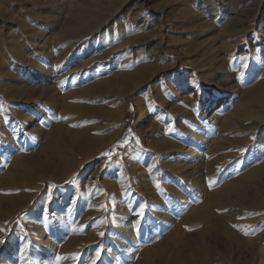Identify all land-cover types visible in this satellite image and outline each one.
Instances as JSON below:
<instances>
[{
  "label": "rangeland",
  "instance_id": "374dc122",
  "mask_svg": "<svg viewBox=\"0 0 264 264\" xmlns=\"http://www.w3.org/2000/svg\"><path fill=\"white\" fill-rule=\"evenodd\" d=\"M55 1L12 0L6 7L0 0V21L23 45L22 63L32 76L52 71L49 58L59 35L52 23L72 20L71 4L58 18ZM207 2L212 7L194 10L191 24L176 0H133L134 12L124 0H95L96 19L106 15L110 21L99 40H108L107 55L97 63L105 69L98 67L75 89H63L54 104L58 113L64 106L83 112L52 114L39 90L32 102L10 101L0 73V105L6 112L0 119V264H39L48 248L50 264H112L117 255L121 264H170L174 251L197 248V238L230 252L233 244L224 231H209L190 217L205 203L213 220H223L231 230L248 205L264 229L257 201L264 195V154L252 157L243 146H231L224 127L240 96L264 85V0ZM239 23H246L248 33L228 42L223 33ZM131 78V90L118 93ZM72 90L76 94L70 95ZM20 114L33 118L19 121ZM13 124L19 125L17 135L5 132ZM59 128H84L95 143L72 146L58 135ZM48 153L53 162L69 158L83 170L73 180L30 176V167ZM33 228L41 229L43 239L30 241ZM128 230L129 243L119 248L116 238L124 239ZM173 232L178 236L171 242ZM159 243L164 248L150 259L134 258L141 248Z\"/></svg>",
  "mask_w": 264,
  "mask_h": 264
},
{
  "label": "bare ground",
  "instance_id": "6f19581e",
  "mask_svg": "<svg viewBox=\"0 0 264 264\" xmlns=\"http://www.w3.org/2000/svg\"><path fill=\"white\" fill-rule=\"evenodd\" d=\"M11 1L12 0H3L1 4L3 5L4 3L6 7H10ZM176 1L177 4L180 5V12L187 15L188 20L191 24H194L195 22V17L193 16L194 10H206L212 7L207 4L208 0ZM132 2L133 0H124V3L126 5H129ZM55 3V14L57 15L58 13V18H62L63 16V14L61 13L66 9V7L64 8V5L70 3L72 20L69 23L65 22L64 24L60 23L58 25H55L54 21V23H52L54 25H51L52 28L59 34L58 38L54 39L53 42L54 55L49 58L50 63L53 66L52 71L49 72V74H46L47 71L40 72L35 76H32L28 72L29 70L22 63L23 56L25 55L23 52V45L21 46V44L13 36L11 26L5 24L2 20L0 21V73L5 78L6 86L10 87V91L8 94L10 101H26L28 103L32 102L33 93L39 90V100L44 99L49 101V106L52 114H61V116H66L73 114V110L77 112H83V110L80 107L73 108L64 106L62 109V113H58L54 104L59 101L58 98L63 89L68 91L71 89H75L77 85L86 82L89 76H92L94 73L96 74L98 72V67H101V65H97V63H99L102 58H105L107 55H104L103 53V43L108 41L106 40L99 42V40H103V37L106 36V32L104 31V29L110 21L109 16L106 15V17L104 16V18L102 17V19H96L95 7L97 5L94 4L95 0H56ZM116 10L119 11L118 9ZM131 10H133V12L136 11L135 6L132 7ZM248 31L249 29L246 27V23H239L231 29L225 31L223 34L229 42L230 40L244 38ZM227 46H229L228 53L231 54L235 52V48L232 46L231 42L227 43ZM43 51L46 52V50ZM101 68L105 69V65H103ZM18 75L21 76L18 77ZM131 82H133V78L125 81L122 85H120L117 89L118 93H126L131 90ZM70 92V95L76 94L75 90H72ZM215 97L216 96H214L213 103L216 100ZM240 99V105L236 108L233 118L228 117L224 122V127L230 131L229 141L231 146H243L244 148H246V150L252 151V157H259L260 154H264V85L256 86L253 89L245 91L244 94L240 96ZM5 113L6 112L3 110V105H0V119H3L1 121H4ZM32 116V114L21 115L19 117V121L24 118L28 119V121H31L33 118ZM47 120L50 121L51 119L48 118ZM250 129L252 130V132L249 131L251 132V135L247 136L246 133H248L247 131ZM40 130V125H36L35 131L39 132ZM11 131L14 132L15 135H17L19 132V125L13 124L12 128L5 132L9 134L11 133ZM189 133L193 137V139H196L197 136L194 135V132L189 130ZM58 135L68 137L72 146H79V148L81 149L89 147L90 145H93L95 143L94 139L90 138L87 130L84 128H81L74 132H69L63 128H59ZM237 135L241 136L237 137ZM179 149H181V151L185 150L183 146H180ZM55 150L58 151V148ZM50 155L51 154L49 153L46 154L37 165H33L30 167V176L34 178H51L53 176L59 181L63 179L73 180L75 176L83 170V166L81 164L79 165V163H77L75 160L64 158L62 161L56 163L52 161ZM180 168V170L183 172L181 177V181L183 182L186 180L185 173L187 172V169L185 168V166ZM211 172L213 173L215 171ZM252 174L256 175L257 170L252 172ZM257 201L258 203H260V206H263L264 210V195L259 197ZM209 205L210 204L208 203L203 204L198 210L197 214H190V217L192 219L197 218L205 225V227L209 231H224L228 241L233 244V249L230 252L212 249L202 244V239L197 238L195 240V243L198 245L197 248L190 247L186 249L183 247L179 251H174L170 256V264H264V229L262 225H259L261 221L259 220V217L255 218L254 216H252V214L247 212L249 206H244V217L242 221H239L240 224L239 226L235 227L236 229L231 230L230 228H227V226H225L223 223H221L223 220L221 222H215L213 220L214 212ZM221 210H223V208ZM2 219L3 221L8 222L11 218H8L7 214H5L4 218ZM40 230L39 228L32 229L33 232L30 233V241H35L36 238L43 239L44 233ZM125 234L126 237L124 239H120L118 237L116 238V244L119 248L129 243V239L132 233L128 230L127 232H125ZM177 236V232L171 233V242L175 241ZM41 243L46 245L47 241L45 240L43 242L42 240ZM69 243L70 241L67 244ZM164 246L165 245H162V243L157 244L155 247L145 246L134 255V258L145 261V259L151 258L150 256L154 250L159 252L162 250L161 247L164 248ZM128 250L129 249H127V251ZM49 251L50 250L48 248L46 250L45 257L40 261L39 264L51 263L53 255L51 254L52 252L50 253ZM152 255H154V252ZM112 264H121L120 257L118 255L114 256Z\"/></svg>",
  "mask_w": 264,
  "mask_h": 264
},
{
  "label": "snow or ice",
  "instance_id": "6c2138e0",
  "mask_svg": "<svg viewBox=\"0 0 264 264\" xmlns=\"http://www.w3.org/2000/svg\"><path fill=\"white\" fill-rule=\"evenodd\" d=\"M0 230H3V229H0ZM101 235H103V233H101ZM3 241L0 240V243H2ZM97 256H99V253H97ZM93 264H95V261H93Z\"/></svg>",
  "mask_w": 264,
  "mask_h": 264
}]
</instances>
